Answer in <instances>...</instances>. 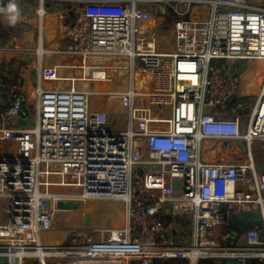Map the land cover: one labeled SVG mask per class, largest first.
<instances>
[{
    "label": "built area",
    "instance_id": "built-area-1",
    "mask_svg": "<svg viewBox=\"0 0 264 264\" xmlns=\"http://www.w3.org/2000/svg\"><path fill=\"white\" fill-rule=\"evenodd\" d=\"M45 2L81 6L74 54L83 65L80 78L41 68V82L68 87L20 88L0 113L15 121L28 105L27 127L0 128V141L17 145L16 157H0L7 263H264V170L252 152L264 141V79L251 109L243 93L254 88L243 83L248 68L264 63V0ZM164 26L173 41L162 50ZM93 96L120 102L123 113L94 110ZM219 143L233 144L240 159L213 162ZM90 201L125 203V225L68 227L63 242L45 241L78 209L58 202ZM244 212L258 213L260 225L238 233L242 222L228 218Z\"/></svg>",
    "mask_w": 264,
    "mask_h": 264
},
{
    "label": "crops",
    "instance_id": "crops-1",
    "mask_svg": "<svg viewBox=\"0 0 264 264\" xmlns=\"http://www.w3.org/2000/svg\"><path fill=\"white\" fill-rule=\"evenodd\" d=\"M80 11L81 6L72 2H45L42 4L41 0H0V113L7 109L12 102L13 95L18 94L20 88L30 92L38 88L39 85L47 89L56 86L68 87L67 83L41 82L39 77L41 68L56 66L60 69L61 75L80 78L83 58L74 54L75 44L82 37L77 25L80 21ZM169 39L173 41V36H170ZM263 70L264 63H258L256 66L254 64L243 76V83L248 81L254 83L253 89L244 88L243 91L251 100L256 98L260 92L262 82L259 80L263 81L264 79ZM77 85L82 84L78 83ZM100 101L102 104H106V99L100 98ZM114 103L116 102H111L113 108ZM108 107L101 105L94 110L108 113L110 112ZM24 108L27 110L28 105H25ZM92 108L94 107L92 106ZM0 128H18L17 121L4 122L0 119ZM234 150L233 144L219 143L214 149L213 162L235 163L240 157L234 155ZM0 156L2 158L16 157V143L4 144L0 141ZM256 159L257 166L264 170V166H262L264 164ZM4 202V200H0L1 213L7 209ZM94 202L100 201H90L93 207L95 206ZM74 212L65 213L69 214L65 216L73 217ZM117 212L119 215L117 213L115 221H120V224L103 229L122 228L125 225V211L118 210ZM82 219L81 226L88 230L92 219L89 216ZM88 231L91 233L93 230ZM45 237V241L50 244H58L65 239L62 231L49 232ZM174 239H178V236Z\"/></svg>",
    "mask_w": 264,
    "mask_h": 264
},
{
    "label": "rangeland",
    "instance_id": "rangeland-1",
    "mask_svg": "<svg viewBox=\"0 0 264 264\" xmlns=\"http://www.w3.org/2000/svg\"><path fill=\"white\" fill-rule=\"evenodd\" d=\"M169 24V19L166 21ZM160 35V40H159V46L161 47L162 50L171 48V42L169 37L172 36V30L170 29V27H163L160 31L159 34ZM251 65L250 62H246L245 66L249 67ZM264 72V70H263ZM259 82H262V79L259 80ZM100 86V85H97ZM93 87V88H97ZM92 106L94 107L93 109H97L98 107H100L101 105L106 106L109 108V111L112 112H118L119 114L123 113V109L121 108L120 102H116L114 103V108L111 104L110 101L106 100V104H102L100 101V99L97 96H93L92 98ZM108 103V104H107ZM253 106V100H250L247 103V108L251 109ZM117 110H116V109ZM107 113V112H106ZM109 113V112H108ZM34 111L31 110L30 116H29V124L30 126L35 124V120H34ZM247 125V119H243V127H245ZM264 141H257L252 145V151L253 153V157L256 159H258L262 164H264ZM263 149V150H262ZM258 151V152H257ZM256 152V154H255ZM258 153V154H257ZM2 157V156H0ZM256 159V160H257ZM264 166V165H262ZM45 166L42 164L41 165V170H44ZM41 180H43V183L45 182V178L43 176H41ZM51 182L57 183L60 182V178L58 176H52L51 177ZM53 193L58 194L59 192H64V193H68L70 195H74L77 194L78 191L75 188H70V189H62L59 187H52L51 188ZM5 205H7V201L4 202ZM95 206L93 207L92 203L90 202H82L80 205L81 207L79 209H77V211L74 212V216L70 217V216H65V215H69V214H61L62 215V220L59 221V223L56 225L58 228L62 229L59 231H62V235L63 238L66 237V231L64 229L68 228V227H76V228H80L83 227L82 222H83V217L85 216H89L92 220L88 226V230H98V229H103L106 227H113V226H117L118 224H120V221H115V219H117V213L119 215V212H117L118 210L120 211H125L126 213V205L123 202H119V201H100V202H94ZM71 213V211L69 212ZM70 217V218H69ZM95 232V231H94ZM93 232V233H94ZM46 235V234H45ZM44 235V238L46 239ZM96 235V234H93Z\"/></svg>",
    "mask_w": 264,
    "mask_h": 264
},
{
    "label": "water",
    "instance_id": "water-1",
    "mask_svg": "<svg viewBox=\"0 0 264 264\" xmlns=\"http://www.w3.org/2000/svg\"><path fill=\"white\" fill-rule=\"evenodd\" d=\"M28 111H24L23 114L16 120L17 121V127L22 126V127H27L28 126ZM240 147L243 149L244 152H247V146L245 143H240ZM10 158V157H7ZM24 162H27L26 159H23ZM57 207L61 210H69V209H77L79 207L78 203H72V202H58ZM250 219L256 220V221H248ZM260 219V215L255 212H244L241 216L239 217H232L230 216L228 218L229 223H236V222H242L241 225H237L236 231L238 233H242L244 230H246L248 227L252 226H259L260 222L258 221ZM248 221V222H247ZM247 222V223H246ZM6 248H0V264H8L5 254L7 253ZM216 264H223L222 261H217ZM224 264H234L233 262H226Z\"/></svg>",
    "mask_w": 264,
    "mask_h": 264
},
{
    "label": "trees",
    "instance_id": "trees-1",
    "mask_svg": "<svg viewBox=\"0 0 264 264\" xmlns=\"http://www.w3.org/2000/svg\"><path fill=\"white\" fill-rule=\"evenodd\" d=\"M172 262L175 263L176 261H172ZM134 264H137V263H134ZM156 264H164V263L161 262V261H156ZM200 264H216V262L215 261H211V260H204ZM248 264H264V263H260L258 261H251Z\"/></svg>",
    "mask_w": 264,
    "mask_h": 264
},
{
    "label": "bare ground",
    "instance_id": "bare-ground-1",
    "mask_svg": "<svg viewBox=\"0 0 264 264\" xmlns=\"http://www.w3.org/2000/svg\"><path fill=\"white\" fill-rule=\"evenodd\" d=\"M11 53H13V52H11ZM79 208V207H78Z\"/></svg>",
    "mask_w": 264,
    "mask_h": 264
}]
</instances>
